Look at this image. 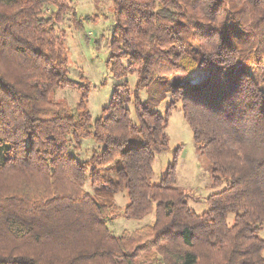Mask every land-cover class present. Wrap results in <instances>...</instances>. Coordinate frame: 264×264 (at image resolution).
Wrapping results in <instances>:
<instances>
[{"label": "trees", "instance_id": "1", "mask_svg": "<svg viewBox=\"0 0 264 264\" xmlns=\"http://www.w3.org/2000/svg\"><path fill=\"white\" fill-rule=\"evenodd\" d=\"M113 4L108 61L116 78L138 76L93 118L60 26L91 16L67 0H0V264H264V0ZM171 76L163 114L141 92ZM67 85L81 90L75 107L53 96ZM180 103L213 185L227 181L203 212L175 184L178 153L154 179ZM90 137L100 147L83 159L73 148ZM153 212L119 235L109 226Z\"/></svg>", "mask_w": 264, "mask_h": 264}, {"label": "rangeland", "instance_id": "2", "mask_svg": "<svg viewBox=\"0 0 264 264\" xmlns=\"http://www.w3.org/2000/svg\"><path fill=\"white\" fill-rule=\"evenodd\" d=\"M67 1L71 3L79 17L85 19L86 15L91 16V19L84 20L83 27L78 28L71 11L60 26L66 31L65 43L68 47L70 75L79 81L83 79L90 81L89 108L93 118H97L103 114L104 106L110 102L116 83L128 79L134 86L138 74L129 73L127 77L118 79L108 61L112 51L111 38L115 22L113 0ZM257 77L261 81L260 76ZM168 80L172 82L174 77L156 79L141 92V98L163 114L173 99L171 88L166 84ZM53 96L65 98L75 107L80 99L81 90L76 85H67L57 88ZM167 131L170 137L169 147L157 153L154 161V179L159 182L166 175L169 164L178 153L175 184L186 191L191 206L197 212H203L209 207L208 195L223 188L227 181L213 185L212 161L207 153L199 148L193 129L181 109V103L171 112ZM99 147L98 141L90 137L84 139L82 144L73 150L81 158L89 159L92 149ZM87 187L93 190L90 182L87 183ZM114 200L125 207L129 202L128 190L118 192ZM154 218V212L144 218L116 217L109 220V226L113 234L119 235L124 229H137L151 223ZM260 233L264 236V225Z\"/></svg>", "mask_w": 264, "mask_h": 264}]
</instances>
